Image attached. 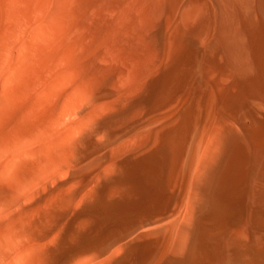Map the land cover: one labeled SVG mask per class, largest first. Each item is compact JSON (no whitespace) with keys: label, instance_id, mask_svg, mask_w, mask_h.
Returning <instances> with one entry per match:
<instances>
[{"label":"bare ground","instance_id":"bare-ground-1","mask_svg":"<svg viewBox=\"0 0 264 264\" xmlns=\"http://www.w3.org/2000/svg\"><path fill=\"white\" fill-rule=\"evenodd\" d=\"M0 264H264V0H0Z\"/></svg>","mask_w":264,"mask_h":264}]
</instances>
